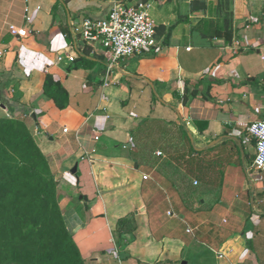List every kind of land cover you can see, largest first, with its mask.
Returning <instances> with one entry per match:
<instances>
[{"label":"crops","instance_id":"1","mask_svg":"<svg viewBox=\"0 0 264 264\" xmlns=\"http://www.w3.org/2000/svg\"><path fill=\"white\" fill-rule=\"evenodd\" d=\"M112 6L113 0H0V118L27 122L85 264H264V175L253 174L261 187L240 189L249 194L246 216L221 229L226 220L218 223L199 196L198 208L177 207L167 171L135 165L144 133L160 146L154 157L174 165L166 138L169 146L185 145L186 134L201 152L243 140L242 131L264 119V0H159L157 52L127 59L111 75L92 50L58 62L74 56L64 37L69 18L102 19ZM10 26L27 35H12ZM47 76L65 88V109L44 95ZM155 178L170 192L167 205L157 189L145 194ZM129 216L135 230L118 235L119 221Z\"/></svg>","mask_w":264,"mask_h":264},{"label":"trees","instance_id":"2","mask_svg":"<svg viewBox=\"0 0 264 264\" xmlns=\"http://www.w3.org/2000/svg\"><path fill=\"white\" fill-rule=\"evenodd\" d=\"M44 95L53 100L58 109L67 107L65 88L51 76L45 79ZM143 135H148V139L150 137L146 133ZM183 139L187 145L175 143L164 148L166 154L176 152L173 157L178 159L176 164L158 157L151 161L149 157L154 156L153 149L147 154L144 151L145 144L140 143L143 146L135 165L154 164L158 166L159 174L167 171L170 177H163L169 179L180 197L192 190L188 189L189 174L196 176L203 187L212 188L216 181V178L210 176L214 168L218 179L221 178L219 185L222 187L223 169L227 166L219 165L217 161H191L190 156L199 152L191 146L186 134ZM152 145L155 149L156 141ZM225 145L227 143L224 142L219 147ZM235 164L241 165L239 160ZM185 167L187 173L183 169ZM56 186L49 163L37 146L27 122L20 118H0V264H85L64 222L57 201ZM178 186H183V194ZM220 192L221 189L216 192L219 197ZM131 217L119 221L118 235L131 234L135 230Z\"/></svg>","mask_w":264,"mask_h":264},{"label":"built area","instance_id":"3","mask_svg":"<svg viewBox=\"0 0 264 264\" xmlns=\"http://www.w3.org/2000/svg\"><path fill=\"white\" fill-rule=\"evenodd\" d=\"M159 0H113L108 15L102 19L90 17L69 18L64 34L74 56L58 57L57 61L73 62L86 50L99 52L105 62V75H111L127 59L142 57L159 50L157 25L151 15L154 4ZM133 3V4H132ZM9 32L18 37L27 35L25 30L9 27ZM109 82L104 79V86ZM67 132V129L63 130ZM247 136L253 141L254 156L252 169L264 171V119L252 122L246 128ZM98 140V136L95 137ZM157 155H161L157 152ZM147 180V176H143ZM197 186L198 182L194 181ZM170 215V212L168 213ZM192 234L191 229L186 230Z\"/></svg>","mask_w":264,"mask_h":264},{"label":"rangeland","instance_id":"4","mask_svg":"<svg viewBox=\"0 0 264 264\" xmlns=\"http://www.w3.org/2000/svg\"><path fill=\"white\" fill-rule=\"evenodd\" d=\"M153 14H154V8L151 10V15L154 19ZM241 137L243 138L244 141L241 139H238V141L237 140L236 141L226 140L225 143H227V145H225L223 147L216 146L214 148H211L212 150L208 149L205 151H201L198 154H196V155H198L197 158H195V159L191 158L192 159L191 161L198 162V163H200V162L201 163H203V162L207 163L210 161H215V162L217 161V163L219 165H222L224 167L227 166V167H225V169H223L224 179H223L222 187L223 186L229 187L230 185H232L233 187L231 188V190L234 188V190H236V191L231 193V191L229 192V189L224 190V192L221 193L220 197H219L218 193H216V192L222 188L219 185L221 178L218 179L217 170H215V168H214V172L212 171L211 175H210L211 178L212 177L216 178V181H214L212 188L203 187L201 184V181H199L196 178V176H192L191 174H189L190 186L188 187V189L192 188V190L191 191L189 190V193L185 192L183 194V186L182 187L178 186L180 189V192L183 195L180 197V196H176V194H174V197H177V199H178L177 200V202H178L177 207L182 208V207H185L186 205L189 207H192L194 205L193 207L198 208L199 207V205L197 203V199H198L199 203L203 202V203H205V206L207 208H209L208 212L216 214V216H217L216 218L218 219V223L219 222L221 223L223 219L226 220V223H221V226H220L221 229L222 228L224 229V228L229 226L230 219H231V225H232V223L233 224L239 223L238 217H240L241 215L246 216L245 213L248 211L247 209L249 207V204H248V202H246V200L248 199L249 194H247L246 192H240L241 187L244 185V186H248L249 188H251L252 186L253 187L254 186L261 187L262 185H261V182H256L255 179L252 180L253 174H254V171L252 169V160H253V155L255 152V151H253V149H254L253 141L243 131H242ZM144 138L146 140L144 151H145V153L148 154V152H150L151 149H153V151H154V147H153L152 143H150L148 141L149 139L147 136ZM166 139H167V142H164V145L165 144L169 145L172 142V140H171V138L170 139L166 138ZM244 142H245L246 148L244 147ZM156 146L160 147L157 144H156ZM173 153H175V152L173 151ZM149 158L151 161L155 160L154 156H152V155H150ZM187 159H188V156H187ZM237 160L240 161L241 165L237 166L235 164V161H237ZM175 163H177V162H175ZM150 165H152V164L147 165V167ZM227 168L232 169L229 172L230 174H227ZM183 169H184L185 173H187V168L185 167ZM150 172L151 171H149L148 174H150ZM198 174H200V173H198ZM226 174L229 175V178H227L225 176ZM263 175H264V171L255 174L256 179L263 177ZM194 181L198 182L197 186L194 185ZM150 185L153 187L152 188L153 190L150 188L151 187ZM161 186L162 185L155 178V180L147 182V185L145 186L146 188L144 191H145V194L148 198H150L153 195L154 191L155 192L157 190L160 191L162 193V198L164 199V201L167 205L168 197H170L171 195H170V192L165 191L166 189L161 190L159 188ZM202 191H204L205 193L204 192L202 193ZM207 191H210V193H208ZM197 196H199V198L196 199ZM217 197H219V200H216ZM172 199H173V197L171 198V200ZM179 200L181 202H183V206L181 205ZM218 208H220V210L218 211L219 213H214V211H216ZM236 218H237V220H236ZM64 222H65V220H64ZM66 227H67V225H66ZM217 228L220 229L219 227H217ZM196 233H200V232H196Z\"/></svg>","mask_w":264,"mask_h":264},{"label":"water","instance_id":"5","mask_svg":"<svg viewBox=\"0 0 264 264\" xmlns=\"http://www.w3.org/2000/svg\"><path fill=\"white\" fill-rule=\"evenodd\" d=\"M32 118H34L35 119V117H34V115L32 116ZM217 142V141H216ZM216 142H214V143H216ZM213 143V144H214ZM243 154V153H242ZM75 172H76V166L74 167V169L72 170V174H75Z\"/></svg>","mask_w":264,"mask_h":264}]
</instances>
